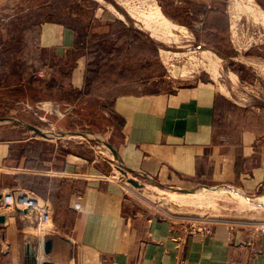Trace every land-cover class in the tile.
Returning a JSON list of instances; mask_svg holds the SVG:
<instances>
[{
	"label": "crops",
	"instance_id": "obj_1",
	"mask_svg": "<svg viewBox=\"0 0 264 264\" xmlns=\"http://www.w3.org/2000/svg\"><path fill=\"white\" fill-rule=\"evenodd\" d=\"M30 1L0 0V18ZM153 1L168 21L188 30L197 41L217 42L212 52L220 58L235 61L231 58L243 55L250 66L242 65L245 70L251 68L247 71L254 81L248 80L264 85L255 67L264 66V41L247 46L242 53L236 44L240 21L259 26L263 34L264 27L244 15L236 23L234 35L232 0ZM253 1L264 14V0ZM102 20L99 17L91 24ZM147 34L154 39L149 30ZM85 40L92 41L90 37ZM35 46L56 62L46 67L48 81L81 94L87 66L95 58L84 51L80 31L48 19L36 28ZM230 73L237 76L238 84L248 82L240 73ZM42 77L43 72L36 79ZM261 106L238 104L219 94L213 82L202 81L169 92L118 94L111 101V114L120 123V139L114 146L118 163L129 174L160 186L197 182L258 194L256 199L264 197ZM26 145L0 140V194H34L50 203L53 221L49 232L41 235L33 228L32 218L0 205V216L5 217L0 224V264H264V223L258 229L225 225L189 228L145 212L129 213L121 185L89 160L60 151L66 148L56 144L52 152L48 150L49 155L42 150L35 152L36 156L26 151L16 163L17 148L20 153L25 147L33 149ZM260 205L257 207L262 208ZM46 241L51 243L49 253L44 252ZM27 249L36 262L27 258Z\"/></svg>",
	"mask_w": 264,
	"mask_h": 264
},
{
	"label": "rangeland",
	"instance_id": "obj_2",
	"mask_svg": "<svg viewBox=\"0 0 264 264\" xmlns=\"http://www.w3.org/2000/svg\"><path fill=\"white\" fill-rule=\"evenodd\" d=\"M126 1L31 0L13 10L11 14L0 18V140L27 142L33 148L25 147L22 153L17 148L16 163L26 151L36 156L35 152L38 150L52 152V146L56 144L66 148L60 151L66 150L84 157L103 175L121 185L129 213L145 212L189 228L216 225L260 228L258 225L264 223V208L257 206L250 208L237 203L240 202L238 199L230 200L231 197L226 190H221L222 192H218L217 195L206 189L214 186L197 182H189L184 186L166 184L160 186L149 180L137 178L120 167L113 153L114 150L116 152L114 146L120 139V123L111 114L113 98L121 93L138 90L169 92L181 85H191L198 81L212 83L206 71L207 67L200 64L198 53L203 50L213 51L214 43H217L197 41L193 34L190 36L191 39L179 37L177 43L173 44L149 39L147 30H151V17L148 14V1L128 0L127 3ZM136 15H140L139 22ZM120 16L123 20L119 19ZM99 17L103 19L101 22L91 24V20L97 21ZM76 18L81 20L76 21ZM48 19L76 27L80 31V43H84L82 46L84 51L90 53L96 62H100L103 74L93 95L85 98L75 95L59 88V82H51L52 90L47 87L46 83L50 81L46 67L56 62L47 59L46 55L36 48L35 37L38 24ZM240 22L236 38H239L237 40L242 49L238 45L242 52L247 46L264 41V36L261 35L263 33L258 27H252L244 20ZM88 37L92 41H86L85 38ZM225 49L228 51V48ZM165 51L170 53L167 55ZM98 56L105 59L100 60ZM238 58L245 60L242 56L231 59ZM228 59L229 57L222 59L220 69L222 84L231 87L227 79V73L230 72H238L246 80L254 81L248 74L247 70H251L249 66L245 70L243 63ZM42 72V79H36ZM257 72L260 75V71ZM64 75L66 76V72ZM249 80L247 83H239L238 87L231 91L232 101L253 107L261 104L264 106V85ZM73 100L79 101L67 106L66 103ZM27 125L39 128L45 133H53L43 138ZM124 172L127 175L123 174ZM129 180H135L141 187H134ZM178 187L196 192L179 193L175 190ZM237 193L245 195L241 191ZM175 195H178V198ZM257 195L246 194L244 197L256 199ZM172 197H176V200Z\"/></svg>",
	"mask_w": 264,
	"mask_h": 264
},
{
	"label": "bare ground",
	"instance_id": "obj_3",
	"mask_svg": "<svg viewBox=\"0 0 264 264\" xmlns=\"http://www.w3.org/2000/svg\"><path fill=\"white\" fill-rule=\"evenodd\" d=\"M101 1V0H100ZM128 1V0H127ZM126 1V3H127ZM131 1V0H130ZM142 1V0H140ZM144 1V0H143ZM149 4L148 5V10H149V16L151 17V30H149V32H151V36L154 38V40H157V41H161V42H164V43H177L178 41V38L181 37V38H190L191 34H189V32H187L184 28L182 27H178L176 26V23L175 25L172 24L170 22V20L168 21L166 18L167 17H164L162 15V13L160 12V8L157 6V4L155 3V1L153 0H147ZM122 2V1H121ZM133 2V1H132ZM135 2V1H134ZM138 2V1H137ZM157 2V1H156ZM228 2V1H227ZM141 3V2H140ZM145 3V2H144ZM124 4V2H123ZM133 4V3H132ZM139 4V2H138ZM228 4V3H227ZM144 5V4H143ZM107 6V5H106ZM140 6V5H139ZM130 7V6H129ZM144 7V6H143ZM227 7V6H226ZM107 8V7H106ZM141 8V6H140ZM139 8V9H140ZM229 8V7H228ZM231 13L232 15L230 17H232V21H233V29H234V35L236 34L235 33V26H236V23L239 21V19L242 18L243 15L247 16V18H249V20L251 22H253L254 24H258V25H261L264 27V14L263 12L257 7V5L254 3L253 0H232L231 2ZM147 10V11H148ZM128 12V11H127ZM128 14L130 15L131 18H133V15L128 12ZM140 15H136V19L138 20L140 17ZM119 19L123 20V18L120 16ZM245 19V18H244ZM140 20H138L139 22ZM245 21V20H244ZM249 22V21H248ZM241 23V22H240ZM136 24V23H135ZM245 24V23H244ZM243 25V24H242ZM238 26V25H237ZM245 26V25H244ZM231 27V26H230ZM240 27V26H239ZM242 27V26H241ZM141 28V27H140ZM259 28V26H258ZM239 29V28H238ZM238 31V30H237ZM244 31V30H243ZM260 32V31H259ZM244 34V33H243ZM238 35H242V34H238ZM264 35V34H263ZM260 36V35H259ZM192 37V36H191ZM244 37V36H243ZM263 37V36H262ZM180 39V38H179ZM191 39V38H190ZM233 39V38H232ZM239 39V38H237ZM236 39V40H237ZM243 39V38H242ZM182 40V39H181ZM180 40V41H181ZM184 40V39H183ZM189 40V39H188ZM261 40V39H260ZM186 41V40H184ZM236 42V41H235ZM239 42V41H238ZM245 42V41H244ZM257 42V41H256ZM195 43V41H194ZM234 43V41H233ZM252 43V42H251ZM261 43V42H260ZM190 44V43H189ZM236 44H239V43H236ZM193 45V44H192ZM240 45V44H239ZM238 45V46H239ZM243 45V44H242ZM241 46V45H240ZM247 46V45H246ZM176 47H180V46H176ZM245 47V46H244ZM249 47V46H248ZM247 47V48H248ZM242 49V46L240 47ZM238 49V48H237ZM245 49V48H244ZM249 50V49H248ZM195 51V50H194ZM237 51V50H236ZM163 52V51H162ZM161 52V53H162ZM196 52V51H195ZM242 52V51H241ZM165 53H170V52H166ZM246 53V52H245ZM164 54V53H162ZM174 55H178L179 53H173ZM181 54H187V53H181ZM168 55V54H167ZM199 55V58H200V64L207 67L206 68V71H208V74H209V77H210V80L213 82L214 86L217 88L219 94L225 96L226 98H228L229 100L233 99V95H232V90L236 89L238 87V78L235 74L233 73H227V79L230 83V88L227 87L226 85L222 84L220 82V77L222 76L221 75V71L220 69L222 68V59L217 56L214 52L212 51H209V50H203V51H200L198 53ZM163 56V55H162ZM170 56V55H169ZM238 56V55H237ZM241 56V55H240ZM243 56V55H242ZM246 56V55H245ZM177 57V56H176ZM183 57V56H182ZM239 57V56H238ZM171 58V57H170ZM169 58V59H170ZM173 58V57H172ZM246 59L248 57H245ZM251 58V57H250ZM167 59V58H166ZM166 59H161V60H166ZM174 59V58H173ZM233 60V59H232ZM237 60V62H241V63H245V64H248V62H246L245 60H243L242 58H238V59H235ZM248 60V59H247ZM257 60V59H256ZM255 60V62H257ZM260 60V59H259ZM262 61V60H260ZM165 62V61H164ZM169 63V61H167ZM197 62V61H196ZM254 62V61H253ZM163 63V62H162ZM166 64V63H165ZM172 64V63H171ZM196 64V63H195ZM207 64V65H206ZM250 66V65H249ZM199 67V66H198ZM254 67V66H253ZM259 71H260V76L264 78V67H261V66H255ZM194 68V66H193ZM192 68V69H193ZM170 69V68H169ZM177 69V68H176ZM171 70V69H170ZM201 70V69H200ZM198 70V71H200ZM175 70H173L174 72ZM195 71V70H194ZM254 71V70H253ZM256 72V70H255ZM258 73V72H257ZM194 74V73H193ZM241 82V81H240ZM247 83V82H246ZM257 84V83H256ZM248 85V84H247ZM251 85V84H250ZM255 85V84H254ZM260 87V86H259ZM249 94V93H248ZM247 94V95H248ZM253 98V97H252ZM254 99V98H253ZM254 101V100H253ZM256 101V100H255ZM241 107V106H240ZM244 107V106H243ZM53 132H46V136H50V134H52ZM56 134V133H55ZM58 134V133H57ZM67 135V134H66ZM56 136V135H55ZM73 136V135H72ZM75 136V135H74ZM78 138V137H77ZM83 138V137H82ZM92 139V138H91ZM101 148V146L99 147ZM104 149V148H103ZM100 151V149H99ZM103 151V150H102ZM151 187V186H150ZM211 192L213 193H217L218 195V192H222L221 189H214V190H210ZM170 192V191H169ZM176 191H174L175 193ZM194 192H196V190H193L192 193L190 194H194ZM201 191H197V193H200ZM172 193V192H171ZM180 193V192H179ZM224 193V192H223ZM226 193L231 197L229 198L230 200L232 198L234 199H238L240 202H237V203H241L242 205L244 206H249L250 208L251 207H254V206H257V205H260L261 203L264 204V197H258L257 199H255L253 202H255L256 204H252V203H248V199L246 197H244L243 195L237 193L236 191H226ZM178 194V193H177ZM172 195V194H171ZM174 195V194H173ZM186 195V194H185ZM198 195V194H197ZM196 195V197H197ZM201 195V194H200ZM205 195V194H204ZM221 195V193H220ZM177 196L178 198V195H175ZM180 196V195H179ZM193 196V195H192ZM215 196V194L213 195V197ZM225 196V195H224ZM227 196V195H226ZM183 197V195H182ZM191 197V196H190ZM195 197V196H194ZM199 197V196H198ZM205 197V196H204ZM210 196H208L209 198ZM219 197V196H218ZM176 200V197H172ZM189 198V196H188ZM192 200H193V197H191ZM212 198V197H211ZM181 199V198H180ZM186 199V198H185ZM196 199V198H194ZM171 200V198H170ZM182 200V199H181ZM190 200V199H188ZM186 200V201H188ZM195 201V200H194ZM193 201V202H194ZM236 201V200H235ZM185 202V201H183ZM178 203V202H177ZM176 203V204H177ZM189 203V202H188ZM192 203V201H191ZM197 203V202H196ZM202 203V202H201ZM260 203V204H259ZM180 204H181V201H180ZM194 204V203H193ZM240 204V205H241ZM179 205V203H178ZM183 205V204H182ZM181 205V206H182ZM198 206V205H197ZM261 206V205H260ZM243 207V206H242ZM262 207V206H261ZM247 208V207H246ZM256 208V207H255ZM263 208V207H262ZM249 210V208H248ZM257 213V212H256ZM241 215V214H240ZM261 216V215H260ZM247 217V216H246ZM255 218V217H254ZM263 220V219H262Z\"/></svg>",
	"mask_w": 264,
	"mask_h": 264
},
{
	"label": "built area",
	"instance_id": "obj_4",
	"mask_svg": "<svg viewBox=\"0 0 264 264\" xmlns=\"http://www.w3.org/2000/svg\"><path fill=\"white\" fill-rule=\"evenodd\" d=\"M0 205L6 210L20 212L26 218L34 220L33 228L43 235L49 232L53 221V209L48 202L41 201L32 193L13 191L2 194ZM78 208V205L75 206Z\"/></svg>",
	"mask_w": 264,
	"mask_h": 264
},
{
	"label": "trees",
	"instance_id": "obj_5",
	"mask_svg": "<svg viewBox=\"0 0 264 264\" xmlns=\"http://www.w3.org/2000/svg\"><path fill=\"white\" fill-rule=\"evenodd\" d=\"M100 60L105 59L104 57H100ZM101 65L99 62L93 61L90 62L87 66V71H86V75H85V83H84V88L80 95L81 97H89L91 95H93L96 92V86L98 85V81L101 79V76L103 74V72H101ZM50 83H46L47 87L49 88V90H52L53 87L50 85Z\"/></svg>",
	"mask_w": 264,
	"mask_h": 264
},
{
	"label": "water",
	"instance_id": "obj_6",
	"mask_svg": "<svg viewBox=\"0 0 264 264\" xmlns=\"http://www.w3.org/2000/svg\"><path fill=\"white\" fill-rule=\"evenodd\" d=\"M27 127L29 129H31L32 131H34L35 133L39 134L43 138L49 137V136H46L45 132L42 131V130H40L39 128H36L34 126H30V125H27ZM113 153H114L115 158L118 161L119 158H118L117 152H115V150H114ZM123 174L127 175V173H125V172ZM129 183L131 185H133L134 187H136V188H140L141 187V185L138 184L135 180H129ZM206 189H209V190L221 189V190H226V191H233V189L228 188V187H219V188H209V187H206ZM175 190L176 191H179L180 193H188V192H192L193 191V190H178V189H175ZM1 198H2V195L0 194V199ZM247 201H248V203H252V204L255 203V202H253L254 200H251V199H248ZM4 221H5V217L4 216H0V224H3ZM50 248H51V243L49 241H46L45 246H44V252L45 253H49ZM27 258L30 259V260H33V262L34 261L36 262V258L35 257H31V254L29 252V249H27ZM45 264H53V263L45 262Z\"/></svg>",
	"mask_w": 264,
	"mask_h": 264
}]
</instances>
